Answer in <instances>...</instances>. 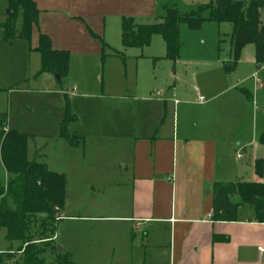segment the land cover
Listing matches in <instances>:
<instances>
[{
  "label": "crops",
  "instance_id": "1",
  "mask_svg": "<svg viewBox=\"0 0 264 264\" xmlns=\"http://www.w3.org/2000/svg\"><path fill=\"white\" fill-rule=\"evenodd\" d=\"M34 1L39 10L34 35H49L55 49L67 50L85 64L101 58L104 42L110 47V34L122 32L123 17H133L138 23L155 20L169 4L165 0ZM247 63L260 66L254 54ZM196 68L189 66V81L175 70L174 82L164 94L118 95L112 104L103 103L97 109L96 124L90 125L89 133H82L93 143L95 157L90 167L97 172L93 181L105 183L102 188H120L116 194L125 203L100 202L97 215L76 218L101 221L94 224L100 237H115L122 249L125 239L130 242L141 231L144 264H264L260 254L264 223L257 221L252 206L242 205L233 221L213 217L214 184L241 179L240 160L245 156L235 148L244 129L239 123L253 114L256 103L250 90L257 98L261 84L242 83L248 76L229 81L222 66L212 74L202 65L208 81L205 103L200 100L203 87ZM133 101H141L142 108H136ZM253 130L258 138L257 129ZM251 156L252 178L264 182V173L260 177L254 168L260 157ZM117 169L123 171L120 177ZM119 178L127 182L121 184L116 181ZM95 186L85 185L80 194L97 190ZM67 190L68 181L66 195Z\"/></svg>",
  "mask_w": 264,
  "mask_h": 264
},
{
  "label": "rangeland",
  "instance_id": "2",
  "mask_svg": "<svg viewBox=\"0 0 264 264\" xmlns=\"http://www.w3.org/2000/svg\"><path fill=\"white\" fill-rule=\"evenodd\" d=\"M165 2L169 3L167 7H175L180 12L187 13L197 10L201 5L210 4L212 0H165ZM8 7L9 0H0V23L8 20L11 11ZM210 14V9L203 11L205 20L197 29H192L186 22L181 23L177 60L167 57L165 41L159 34L152 36L149 45L125 47L121 32L119 34L117 31L116 34L114 32L110 34L111 48L106 47L101 58H92L85 64L78 57L70 55V71L61 79L52 73H40L41 55L35 50L39 36L34 35L35 30L30 38L20 36L23 27L22 8L16 13L17 34L14 37L5 38L0 29V115H7V125L10 128L30 136L28 141L30 159L44 162L49 169L65 173L68 181L67 195L58 213L59 219L53 217L47 221V225L43 226L40 223L33 227L37 238H43L47 236V233L40 234L43 229L49 224L51 227L54 224L53 232L56 236L53 241L43 245L46 250L43 253L45 261H57L56 258L60 257L55 254L57 251L62 256L68 254L72 264H144L141 231H137L130 242L125 239V247L123 245L122 249L115 237L110 235L106 238L100 237L94 224L101 221H96L97 219L83 221L76 218L97 215V203L100 202L111 200L125 203L117 196L121 192L120 188L111 189L114 186L102 188L105 183L93 181L97 174L92 168L94 166L90 167V160L95 157V152L90 147L93 143L91 139L86 141L85 134L82 133H89L90 125L96 124L95 112L104 106L103 103L112 104V100L118 98V95L131 98L134 95L150 96L154 91L164 94L174 82L175 70L184 81L191 79L192 71L189 70V66L192 64L197 66L194 72L199 85L203 87L199 93L203 95L206 103L209 99L208 81L205 74H202V65H205V70L211 71L212 74H216L220 66L224 68L223 62L230 57L232 30L228 22L218 23L210 20ZM261 17L264 20L263 12ZM154 21L145 20L141 24ZM117 51L119 53L115 54ZM252 54L256 57V47L254 44H247L242 49L236 69L231 73L224 70L229 81H242L248 76L242 83L246 85L251 83V86L261 84L257 98L252 89L250 90L256 104L251 105L253 114L248 113L244 122L239 123L244 129L235 144L237 151L245 156L240 160L243 169L241 179H238L244 182L254 181L255 174L250 166L251 155L256 153L260 158H264V145L259 143L257 137L255 138L253 130V127L257 129L258 135L264 130V63L250 67L247 62ZM252 71L256 73L250 78ZM140 102L133 101V104L136 108H142ZM170 109L172 107H169ZM68 110L76 120L68 123L66 131L70 135L78 134V144H71L60 135L62 122ZM86 167L88 170L92 169L90 173L88 170L84 171ZM117 173L120 177L123 171L117 169ZM116 181H120L121 184L127 182L123 178ZM91 183L98 184L95 186L98 189L87 191L85 195L83 192L81 195L84 186ZM6 204L14 207L11 200H7ZM85 222L89 225L86 226ZM18 247L19 241H8L5 230L2 229L0 252L10 250L14 253L10 257L4 255L0 264H13L19 261Z\"/></svg>",
  "mask_w": 264,
  "mask_h": 264
},
{
  "label": "trees",
  "instance_id": "3",
  "mask_svg": "<svg viewBox=\"0 0 264 264\" xmlns=\"http://www.w3.org/2000/svg\"><path fill=\"white\" fill-rule=\"evenodd\" d=\"M8 8L11 9L8 20L0 23L4 37L8 39L17 34L16 13L22 8L23 27L20 36L30 38L34 26L38 24L39 10L35 1L9 0ZM205 9H210V20L228 22L232 26L230 57L224 61L227 73L236 69L242 49L247 44L255 45L256 61L258 64L264 63V23L261 17L264 0H212L210 4L201 5L197 10L187 13L168 6L163 16L147 24L138 23L133 17H123L122 43L125 47H143L150 44L153 35L159 34L165 41L167 57L177 60L181 23L186 22L192 29L199 28L205 20L202 15ZM103 46L104 49L107 47L106 42ZM35 50L41 55L40 73H52L58 75L59 79L68 75L70 53L55 49L49 35L40 33ZM74 119V115L68 110L60 135L71 144H78L79 138L66 131L68 123ZM29 137L28 134L8 128L7 115H0V233L4 229L8 241H19L17 251L20 253V260L13 264H72L68 254L62 256L57 251L55 254L60 256L56 258L57 261L47 262L43 258L46 251L44 243L53 241L55 236L54 224L52 227L51 224L44 227L40 233H47L46 237L37 238L33 231L36 224L44 226L53 217H59L55 209L60 212L63 207L67 178L64 173L49 169L46 163L29 158ZM258 141L264 145V131L259 134ZM254 168L256 174L262 177L264 159L257 158ZM234 197H238V200L234 201ZM7 200H11L14 207L7 205ZM244 204L252 206L257 221L264 223L263 181H227L214 184V219L236 220L239 208ZM13 253L10 250L0 252V262L4 255L10 257Z\"/></svg>",
  "mask_w": 264,
  "mask_h": 264
},
{
  "label": "built area",
  "instance_id": "4",
  "mask_svg": "<svg viewBox=\"0 0 264 264\" xmlns=\"http://www.w3.org/2000/svg\"><path fill=\"white\" fill-rule=\"evenodd\" d=\"M262 12H264V11H262ZM155 94L158 96V95H160V92L157 91ZM200 100H204V97L201 96V97H200ZM175 102L177 103L178 101L175 100ZM260 254H261L262 256H264V248H261V249H260Z\"/></svg>",
  "mask_w": 264,
  "mask_h": 264
},
{
  "label": "water",
  "instance_id": "5",
  "mask_svg": "<svg viewBox=\"0 0 264 264\" xmlns=\"http://www.w3.org/2000/svg\"><path fill=\"white\" fill-rule=\"evenodd\" d=\"M10 13H11V11H9V14H10ZM55 211H56V213H59V210H58L57 208L55 209ZM60 249H61V248H60ZM60 249H59V250H60Z\"/></svg>",
  "mask_w": 264,
  "mask_h": 264
}]
</instances>
